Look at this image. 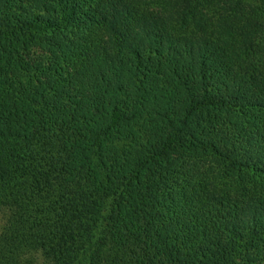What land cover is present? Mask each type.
Here are the masks:
<instances>
[{
  "label": "trees",
  "instance_id": "1",
  "mask_svg": "<svg viewBox=\"0 0 264 264\" xmlns=\"http://www.w3.org/2000/svg\"><path fill=\"white\" fill-rule=\"evenodd\" d=\"M36 255L264 264V0H0V264Z\"/></svg>",
  "mask_w": 264,
  "mask_h": 264
},
{
  "label": "rangeland",
  "instance_id": "2",
  "mask_svg": "<svg viewBox=\"0 0 264 264\" xmlns=\"http://www.w3.org/2000/svg\"><path fill=\"white\" fill-rule=\"evenodd\" d=\"M30 256V255H29ZM31 257V256H30ZM41 262V256L36 255L34 257V261L30 262L29 264H39Z\"/></svg>",
  "mask_w": 264,
  "mask_h": 264
}]
</instances>
